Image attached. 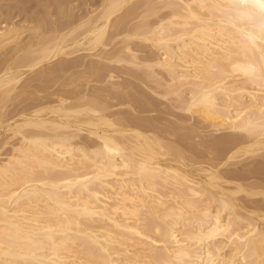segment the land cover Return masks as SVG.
Masks as SVG:
<instances>
[{"label":"bare ground","instance_id":"obj_1","mask_svg":"<svg viewBox=\"0 0 264 264\" xmlns=\"http://www.w3.org/2000/svg\"><path fill=\"white\" fill-rule=\"evenodd\" d=\"M257 3L0 4V264H264Z\"/></svg>","mask_w":264,"mask_h":264},{"label":"rangeland","instance_id":"obj_2","mask_svg":"<svg viewBox=\"0 0 264 264\" xmlns=\"http://www.w3.org/2000/svg\"><path fill=\"white\" fill-rule=\"evenodd\" d=\"M10 1H12V2H10ZM16 1H17V0H9V1H8V0H1V2H0V4H1V3H2V4L5 3V4L8 5V7H10V10H8V11H10V14L12 13V15H13V13L16 14V11H17L16 8L19 9V8L21 7V8H20V11H19V12L17 11V13H18V14H17V17H16V16L14 17V18H16V19H19V18L24 19V18H25L24 16L27 17V14H29V15H28V18H29L30 16L33 17V16L36 15L37 13L39 14L40 11H42V12H40V14H44L43 12H46V11H45L46 6H47V5H48V6L50 5L49 2L51 3V5H52L53 2H55V3L52 5V6H53V9H52V6H50V7H51V8H50L51 10H56V9H58V6H59V4H60L59 1H61V4H60V5H62V7L64 6L63 8H68L70 5H73V6L75 7V5L79 4L78 7L76 6V9H77V10L75 9V12L78 11V8H79L80 5H83L84 7H83V6H80L81 9H79V10H82L83 8L85 9V5H86V0H58V2H56L57 0H53V2H52V0H51V1H50V0H47V1H46L47 4H46V2L43 1V0H37V2H35L36 0H31V1H29V0H20V1H17V2H16ZM25 1H26V2H25ZM73 1H74V2H73ZM84 1H85V2H84ZM23 2H24L25 5L22 4ZM30 2H31V3H30ZM34 2H35V4H34ZM16 3H17V4H16ZM36 3H38V4L41 3V4H40V5H38V4L36 5ZM58 3H59V4H58ZM82 3H83V4H82ZM2 4H1V5H2ZM19 4H20V5H19ZM27 4H28V5H27ZM44 4H45L46 6H45ZM57 4H58V5H57ZM11 5H12V6H11ZM65 5H66V6H65ZM23 6H24V7H23ZM27 6H28V7H27ZM40 6H42V8H41ZM44 6H45V8H44ZM54 6L57 7V8H55ZM73 6H72V7H73ZM15 7H16V8H15ZM35 7H36V8H35ZM38 7H39V8H38ZM70 7H71V6H70ZM82 7H83V8H82ZM13 8H15V9H13ZM30 8H31V9H30ZM37 8H38V9H37ZM43 8H44V9H43ZM23 9H24V10H23ZM27 9H28V10H27ZM40 9H41V10H40ZM47 9H49V8L47 7ZM47 9H46V10H47ZM2 10H3V11H6V10H4L3 8H2ZM15 10H16V11H15ZM36 10H38V12H37ZM43 10H44V11H43ZM51 10H47V11H51ZM23 11H26L27 14H26L25 12H23ZM33 11H36V12L33 13ZM56 11L58 12L59 10H56ZM56 11H52V12L55 13ZM20 12H21V14L23 13L22 16H21ZM57 12H56V14L58 15L59 12H58V13H57ZM79 12H80V11H79ZM81 12H82V11H81ZM31 13H32V14H31ZM24 14H25V15H24ZM30 14H31V15H30ZM56 14H54V17L52 16V17L54 18V20H53V21H54V25H56V24L59 25V24L62 23V22L64 23L65 20L63 21V18L61 17V18H62V22H60V20H59L60 17H59V15L57 16ZM34 17H35V16H34ZM56 19L59 20V22H60L59 24H58V20H57V22L55 21ZM55 22H56V23H55ZM59 26H60V25H59ZM59 26H58V27H59ZM76 53H77V54H76ZM78 53H79L80 55L85 54V55H83V58H82V56H79L80 59H78V61H80V63H81V58H82V60H85L86 58H89V57H88L89 55L87 54V55H88V56H87V55H86V52H84V51H82V52H81V51H77V52H74V53L70 54L71 56H70V55H69V56H66V58H67V61H66V62H68V63H70L71 61L73 62V60H74L75 58H76V60H77V57H78V56H76V55H79ZM72 55H73V56H72ZM74 57H75V58H74ZM79 57H78V58H79ZM61 58H64V59H65V57H61ZM61 58H60L59 61L57 60L58 63L61 62V64H60V63H59V64H55L56 61H54L53 64L51 63V64L53 65V68H52V65H51L50 68H51L52 70L49 68V69H50V72H48L49 69H48V68L46 69L44 66H42V68H41V69L43 70V73H44V71L48 70V71H47V72H48V77L51 78L52 80H54V76L56 75L57 77L55 76L56 78H55V80H54V81H56V82H54V81L51 82V81H52L51 79H50V82H49V80L44 79V81H45V85H47V87H45V85L42 84V83H44V81H42V83H41V81H40L39 83H36V85H38L39 87L43 85V87H45V88L42 87L43 89L41 90V89H38L39 87L37 86L38 88L36 89V87H35L33 84H35V82H36L37 80H35L34 77H35L36 75H38V74L40 73L41 70H40V71L37 70L39 73L36 74V75H35V74H32L34 71H28V70H27V71H25L24 78H25L26 74H28V76H30V75H29V73H30V74H31V77H30V78H32V77H33V78L30 79V78L27 77V76H26V78H27V79H30V80H28V81H30V82H31V80L34 79V80H33L34 83L32 82V86L29 85V86H31V87H30V88L27 87V88H25V89H24V88H21V86H22V84H23V83H21V85H19L20 87L18 86L17 90H20V89L22 90V89H24V90L26 91V89H27V91H28V89L30 90V89L33 87L31 90H33V91H34V90H37V91L41 90V92L39 91L40 93L38 92L39 95H43V93H44V94H45L44 97H49V96H46L47 94L50 93L48 90H51V89H52L51 91L53 92V90H55L57 87H58V89H60L59 86H61V84H59V82H60L61 80H64L63 77L65 78L66 73H67V72H70V71H71L70 73H72L71 77L73 76V77L71 78V79H72V83L70 82L71 84H73V80H74L75 82H77L76 80L79 79V78H78L79 76H77V75H81V76L83 75L82 77H83L84 80L80 81V84H81V83H84L83 85H85L86 82H83V81H85L86 79L89 80V81L91 82V84L94 83V80L91 79V78L89 79V77H88L89 72H88L87 75H85L84 73H86V72H85L86 70H85V69H84L83 71L80 70L81 66L78 67V65H80L79 62H78V64H77L76 61L74 60L77 66H74L75 64H73V63H72V66H71V65H70L71 63H70L69 65H70L71 67H70L69 70H67L69 66H68L67 63H66L67 65L64 63L65 61H64V62L61 61ZM68 58H69V59L71 58V59H70L71 61H70ZM64 59H63V60H64ZM69 61H70V62H69ZM62 62H63V64H62ZM56 63H57V62H56ZM48 65H50V64H48ZM55 65H56V66L58 65L57 67H59V66L61 65V66H60V67H61L60 69H62V70L65 69V70H67V71H66V72H63L62 75H61V73H58V71H61V72H62V70H60L59 68H57V69H56L57 72H55V70H54V66H55ZM62 65H64L65 68H64ZM67 66H68V67H67ZM43 67H44L46 70H45ZM62 67H63V68H62ZM75 67H76V68H75ZM58 69H59V70H58ZM75 69H76L77 72L82 71V72H81L82 74L77 73V72L75 71ZM82 69H83V68H82ZM53 70H54V71H53ZM63 71H64V70H63ZM47 72H45V73H47ZM52 72H54L55 74L52 75V76H49V74H53ZM83 72H84V73H83ZM34 73H35V72H34ZM70 73H69V74H70ZM74 73H75V76H76V77L74 76ZM76 73H77V74H76ZM59 75H61L60 78H59ZM85 76H86L87 78H86ZM52 77H53V78H52ZM67 77H68V74H67L66 78H67ZM82 77H81V78H82ZM91 77L94 78V76H91ZM26 78H25V79H26ZM49 78H48V79H49ZM66 78H65V79H66ZM76 78H77V79H76ZM81 78H80V79H81ZM85 78H86V79H85ZM56 79H59L60 81H59V80H56ZM46 80H47V81H46ZM92 80H93V81H92ZM25 81H27V80H25ZM58 81H59V82H58ZM65 81H67L66 83L69 82L67 79H66ZM65 81H63V82L65 83ZM70 81H71V80H70ZM89 81H88V84L91 85ZM46 82H48V83H46ZM40 83H41L42 85H41ZM50 83H51L53 86H52ZM54 83H55V84H54ZM61 83H62V81H61ZM64 83H62V84H64ZM77 83H78V82H77ZM77 83H76V84H77ZM29 84H30V83H29ZM39 84H40V85H39ZM49 84H50L52 87L49 88V87H48ZM57 84H58L59 86H58ZM50 85H49V86H50ZM55 85H56V86H55ZM78 85H79V84H78ZM81 85H82V84H81ZM79 87H82V86H79ZM40 88H41V87H40ZM47 88H49V89H47ZM54 88H55V89H54ZM82 88H83V89L86 88V85L83 86ZM46 89H47V90H46ZM58 89H56L53 93H55V92L58 93V92H57ZM31 90H30V92H32ZM43 90H44V92H42ZM27 91H26V93H27ZM28 92H29V91H28ZM52 92H51V93H52ZM59 92H60V91H59ZM26 93H25V94H26ZM46 93H47V94H46ZM23 95H24V94H22V96H23ZM20 96H21V95H20ZM22 96H21L20 98H23ZM52 97H53V96H52ZM52 97H50V98H52ZM24 98H25V95H24ZM24 98L22 99L24 102L21 101V99H19V98L17 99V100L20 101L21 103H20V102L16 103L17 100L14 102L15 99H14L13 101H11V102L8 104V106H7L8 109H10V108L13 109V108H14V111H15V113H16L17 110H20V109L22 108V109H24V110H23V111H19L20 113H28V112L31 111V110H29V107H30V109H31V108H33V107L35 106V104H38V102L41 101L40 99H38L37 101L35 100L36 102L33 100V103H35L34 106H33V104L31 103V105L29 104V107H27L28 103H29V102H32V100H30V98L28 99L27 97H26L25 100H24ZM44 99L49 100V98H48V99H47V98H44ZM53 99H54V98H53ZM50 100H51V99H50ZM28 101H29V102H28ZM12 102H14V104L16 103V104H18V105L15 104V107H14V104H13ZM22 102H23V106H24L25 108H23V106H22ZM27 102H28V103H27ZM41 102H42V101H41ZM11 103L13 104L12 107L10 106ZM26 103H27V104H26ZM9 106H10V108H9ZM31 106H33V107H31ZM16 108H17V110H16ZM18 108H19V109H18ZM6 109H7V108H6ZM11 109H10V112H9V110L6 111V116H7V117H8V115H9L10 113H13V115H12V114H11V116L9 115L8 118L6 117L8 120H13V118L15 119L14 115H15V116H16V115L18 116V115L20 114V113H18V114L16 113V114H15V113L13 112V110H11ZM22 109H21V110H22ZM11 111H12V112H11ZM7 112H9V113H7ZM12 116H13V117H12ZM17 116H16V117H17ZM11 117H12V118H11ZM12 143H13V142H12ZM263 168H264V166H263ZM256 202H257V201H256ZM256 202H255L254 204H256ZM259 202H261V200H260ZM259 202H258V203H259ZM252 204H253V203H252Z\"/></svg>","mask_w":264,"mask_h":264},{"label":"clouds","instance_id":"obj_3","mask_svg":"<svg viewBox=\"0 0 264 264\" xmlns=\"http://www.w3.org/2000/svg\"><path fill=\"white\" fill-rule=\"evenodd\" d=\"M257 7L264 9V0H258Z\"/></svg>","mask_w":264,"mask_h":264}]
</instances>
